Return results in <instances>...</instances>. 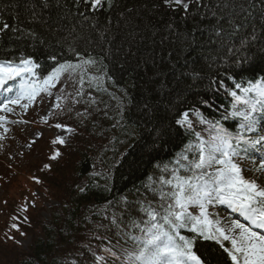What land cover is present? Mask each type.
I'll list each match as a JSON object with an SVG mask.
<instances>
[{"label": "snow or ice", "instance_id": "6c2138e0", "mask_svg": "<svg viewBox=\"0 0 264 264\" xmlns=\"http://www.w3.org/2000/svg\"><path fill=\"white\" fill-rule=\"evenodd\" d=\"M40 2L41 10L53 6L52 0ZM54 2L56 7H64L61 0ZM118 3L119 0H73L76 14L84 22L89 20V13L110 11ZM81 6L85 11H80ZM193 6L195 15L200 17V24L206 20L208 24L193 28L187 34L191 36L190 46H196L198 33L203 40L199 46L217 53L209 55V67L218 63L230 66L223 69V75L217 67L205 92L194 93L200 99L183 110L180 105L184 104L186 97L180 84L189 78L202 81V69L190 68L187 61H176L164 79L157 73L150 80L142 102H137L140 109L137 115L144 122L142 131L147 133L149 140L155 134L154 139L160 140L161 146L167 142L161 137L171 135L172 128L177 132L183 129L192 139L169 164L160 168L158 179L149 177L152 183L147 185L144 193L137 192L140 197L137 201L130 202L127 197H120L119 203L125 207L119 212L115 211L117 202L114 200L107 201L100 208L92 206L89 215L82 217L86 225L91 224L89 242L77 246L76 259L71 264H208L200 253V241L213 242L218 246L226 254V264L227 261L230 264H264V184L258 183V179L264 177V67H256L258 63L264 64V0H145L141 5L149 14L161 9L173 13L183 10L185 17ZM25 10L29 13L30 22L40 19L41 12L37 11L32 0H25ZM133 12L139 15L137 7L125 8L119 13V18L124 19L126 13ZM11 19L17 23L7 22L0 14V35L11 31L14 35L19 34L17 39L35 38L34 31L20 26L18 13ZM51 19L48 17L44 23L51 27ZM62 19H67V15ZM164 28L169 35L162 36L161 43L174 35L179 36L173 22L165 24ZM69 35H73V30H69ZM71 50L78 57L75 62H60L52 54L48 59L54 61L55 66L50 70H45L31 53L0 59V141L9 138L12 125L30 123L23 116L37 104L38 98L41 103L45 96L49 98L51 108L47 115L40 117V121L49 129H55L56 133L49 140L50 154L48 162L40 169L42 173L51 172L53 163L63 158L64 149L70 146L73 137L80 134L78 129L84 121L79 118L88 116L93 106L98 105L92 90L106 92L104 84L113 79L105 73L106 65L102 60L87 53L82 55L76 48ZM246 73H251V77L245 78ZM168 76L172 77L174 85ZM85 85L90 89L87 92ZM191 87L188 86L189 91ZM68 88L72 91L69 92ZM220 92L229 99V103L214 106L211 97L219 99ZM110 95L115 99L114 94ZM82 102L87 107L82 112L76 111V106ZM201 106L209 112L208 115ZM212 111L220 113L218 119L210 118ZM117 112L123 120V104ZM161 112L165 115L172 113L167 126ZM107 115L105 111L104 116ZM65 117L75 123L62 122ZM50 119L56 122L50 123ZM229 121L234 124V130L227 126ZM198 126L201 131L196 130ZM43 137V132H36L28 144L29 149ZM149 140H145V144ZM245 161L252 165L250 170L259 175L247 178L242 166ZM31 179L44 184L38 176ZM85 191L84 187L78 188L80 193ZM30 206L34 207L35 203L29 205L26 202L11 217L14 222L5 232V241L20 244L9 234L12 230L20 232L21 236L27 235L20 225L30 221L20 213L27 212ZM221 207L227 215L219 214ZM94 216L100 219L94 221ZM80 220L77 219V224ZM77 236L78 233L74 232L72 239H77Z\"/></svg>", "mask_w": 264, "mask_h": 264}, {"label": "trees", "instance_id": "16d2710c", "mask_svg": "<svg viewBox=\"0 0 264 264\" xmlns=\"http://www.w3.org/2000/svg\"><path fill=\"white\" fill-rule=\"evenodd\" d=\"M32 2L35 3L37 11L41 12L40 19L36 22H30L29 13L25 10V0H0V14L7 22L16 24L17 21L11 17L18 13L20 26L36 33L35 38L23 39H17L19 34L14 35L11 31L0 35V59H11L21 53H31L45 70H50V67L55 66V62L48 59L50 55L55 54L60 62H75L78 57L71 49L76 48L82 55L87 53L97 60H102L103 65H106L105 73L113 79L104 84L106 92L92 90V96L99 103L93 106L88 116L79 118L84 121L78 129L80 134L73 137L70 146L64 149L63 158L53 163L52 171L42 173L40 163L34 167L33 176L43 179V185L35 183L30 174L24 177V173L17 171L16 176H21L23 180L22 186H19L20 194L12 207L5 204L0 210V263L65 264L67 261L71 264L76 259L77 246L89 242L88 230L91 224L86 225L82 217L89 215L92 206L100 208L107 201L114 200L117 202L115 211L119 212L125 207L119 203L120 197H127L130 202L137 201L140 198L137 192L144 193L147 185L152 183L149 177L158 179L160 168L169 164L175 154L192 139L183 129L177 132L172 128L171 135L165 134L161 137L167 141L161 146L160 140L154 139L155 134L153 139L149 140L147 133L142 131L144 122L137 115L140 110L137 102H142L150 80L154 79L157 73L164 79L176 61H187L190 68L194 67L198 71L202 69V81L189 78L180 84L186 97L184 104L180 105L183 110L185 106L193 105L194 101L200 99V96L194 93L205 92L209 78L217 67L223 75V69L230 65L218 63L209 67V55L215 56L217 53L208 47L199 46L203 44V40L198 33L196 46H190L191 36L187 34L191 33L193 28L208 24L207 20L203 25L200 24L199 15H195V6L185 17L183 10L173 13L168 9H161L156 13H146L141 7L145 0H119L115 9L89 13V20L84 22L76 14L73 0H61L63 8L56 7L52 0L53 6L46 10H41L40 0ZM134 6L139 9V15L135 12L126 13L124 19L119 18L121 11ZM80 11H85V8L81 6ZM65 15L67 19H62ZM194 15L195 19L192 18ZM48 17L52 18L51 27L44 23ZM169 22L174 23L179 36L174 35L161 43V37L169 35L164 28ZM69 30H73V35H69ZM145 60L147 64L144 63ZM256 67H264V64L258 63ZM251 75L246 73L245 78H250ZM256 75L259 76L260 73L257 72ZM167 78L171 84H175L171 76ZM189 85L192 86L190 91ZM84 90L87 92L90 89L85 85ZM110 93L115 95V99ZM218 95L219 99L216 96L211 97L214 106L229 103V99L222 92ZM173 99H176L175 94ZM121 104L124 105L123 120L117 112ZM85 107L87 104L82 102L76 106V111L82 112ZM201 108L205 110L204 106ZM105 111L108 113L107 117L104 116ZM205 114L208 115L209 112L205 110ZM219 115L218 111H212L210 118L214 116L218 119ZM161 116L167 126L172 113L165 115L161 112ZM62 122L75 123L68 121L66 117ZM226 124L234 130L235 126L231 121ZM196 130L201 131V128L198 126ZM145 140H149V143L145 144ZM153 148L155 151H152ZM47 156L48 154L43 163L48 162ZM96 173L101 175L97 176ZM79 187L86 188V191L78 192ZM45 200H55L58 205L50 207L48 218L42 219L38 216L39 210L44 208L42 201ZM26 202L29 205L35 203L27 212L20 213L21 217L26 215L30 221L20 225L27 235L21 236L20 232L15 230L9 233L19 241L29 237L28 247L22 249L21 244L12 240L5 241L4 235L9 224L14 222L11 217L16 215ZM78 218H81L79 224ZM92 219L95 221L100 217L94 216ZM74 232L78 233L75 240L72 239ZM198 247L208 264H226V255L215 244L204 241L199 242ZM227 264H230V261H227Z\"/></svg>", "mask_w": 264, "mask_h": 264}, {"label": "rangeland", "instance_id": "374dc122", "mask_svg": "<svg viewBox=\"0 0 264 264\" xmlns=\"http://www.w3.org/2000/svg\"><path fill=\"white\" fill-rule=\"evenodd\" d=\"M69 90L70 88H68V91ZM50 108L51 104L47 96L44 97L42 103L38 98L37 104L31 106L28 113L23 116V119L30 121V123L28 125H12V132L9 134V138L5 141H0V178H3V180L0 179V210L5 204L12 207L13 202L20 194L19 186H22L21 183L23 180L21 176H16L17 171H19V173H24V177L28 174L33 176L35 174V172H33L34 167L39 163L42 165L46 159V153L50 154V147H48L45 139L52 138L56 130L49 129L46 124L40 121V117L47 115ZM17 111L20 110L17 109ZM49 122L55 123L56 120L50 119ZM36 132H43L44 137L29 149L28 144L33 139ZM242 166L245 169L243 174L247 178H253L259 175L250 170L252 165L249 162H243ZM10 169H16V171ZM258 181V183L264 184V177H260ZM5 201H7V203H5ZM57 205L55 200L42 201V206L44 208L39 210L38 217L47 219L50 207ZM219 214L224 216L221 211ZM29 242V237L20 239L21 248L26 249Z\"/></svg>", "mask_w": 264, "mask_h": 264}, {"label": "bare ground", "instance_id": "6f19581e", "mask_svg": "<svg viewBox=\"0 0 264 264\" xmlns=\"http://www.w3.org/2000/svg\"><path fill=\"white\" fill-rule=\"evenodd\" d=\"M259 182V181H258ZM221 210H223L224 214H227L226 211L221 207Z\"/></svg>", "mask_w": 264, "mask_h": 264}]
</instances>
